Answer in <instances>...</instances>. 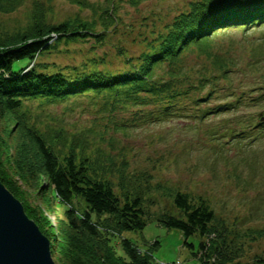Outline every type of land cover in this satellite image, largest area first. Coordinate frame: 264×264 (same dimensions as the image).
<instances>
[{"label": "trees", "instance_id": "trees-1", "mask_svg": "<svg viewBox=\"0 0 264 264\" xmlns=\"http://www.w3.org/2000/svg\"><path fill=\"white\" fill-rule=\"evenodd\" d=\"M21 1L0 0V11L13 12ZM106 1L100 21L77 17L57 23L47 19L52 10L39 2L25 28L0 36V180L49 237L52 256L60 264H156L151 249L142 251L123 234L147 226L151 212L146 189L125 174V167L120 169L118 182L113 181V168L96 165L84 154V147L77 152L74 140L68 146L63 132L45 133L31 124L25 118L23 101L38 97L65 101L94 94L114 108L153 106L142 113L143 119L151 121L232 112L233 125L224 132L217 130L215 139L226 133L223 136L231 140L252 143L264 135V120L259 117L264 109L257 115L238 112L264 105V53L241 62L229 51L224 54L214 40L233 28L248 33L263 26L264 0L191 2L172 22L154 28L153 37L144 36L145 48L139 55L126 57L129 68L119 74L93 69L68 77L62 72H40L34 66L26 70L37 56L51 49L53 33L58 43L93 38L104 45L120 20L117 0ZM26 57L32 61L15 71V61ZM236 77H241L238 84ZM212 98L223 101L201 106ZM166 191L177 213L166 210L156 218L180 230L192 248L195 243L187 238L198 236L199 249L193 254L202 263L264 264L263 257L242 260L245 241L238 230L219 219L205 198L171 188ZM40 199L56 213V226L38 205ZM262 231L250 230L249 236L262 237Z\"/></svg>", "mask_w": 264, "mask_h": 264}, {"label": "rangeland", "instance_id": "rangeland-1", "mask_svg": "<svg viewBox=\"0 0 264 264\" xmlns=\"http://www.w3.org/2000/svg\"><path fill=\"white\" fill-rule=\"evenodd\" d=\"M193 1L197 0H117L118 28L109 33L104 45L93 38L69 42L63 39L59 43L56 40L51 49L36 57L35 65L26 57L16 60L13 68L19 71L31 62L29 66L40 72H62L68 77L93 69L119 74L129 68L126 57L139 55L145 48L144 36L153 37L154 28L172 22ZM39 2L52 10L47 16L52 23L77 17L100 21L101 10L107 5L106 0H22L13 12L0 11V36L25 28ZM235 29L217 36L215 46L222 48L224 54L229 51L236 55L241 62L254 55L263 56L264 27H254L248 33ZM240 78L236 77L234 83H240ZM219 101L223 99L212 98L201 106H213ZM152 107L114 108L106 98L94 94L65 101H47L44 97L23 101L25 118L31 124L45 133L63 132L68 146L74 140L77 152L84 147V154L96 165L113 168V181L118 182L120 169L125 167V174L146 189L151 212L147 226L142 231L123 234L142 251L151 249L156 264H204L193 254L199 249L198 236L187 238L195 243L192 248L185 244L180 230L157 220L166 210L177 213L166 188L205 198L219 219L239 231L245 241L243 261L264 258V236H249L253 229L264 232V135L246 144L223 136L226 133L217 140L214 134L233 125L235 113L205 118L190 114L160 121L143 119L142 113ZM262 109L264 105L245 107L238 113L257 115ZM219 142L227 145L219 146ZM38 205L56 226V213L41 199ZM117 248L124 254L119 244ZM54 260L60 264L57 258Z\"/></svg>", "mask_w": 264, "mask_h": 264}, {"label": "water", "instance_id": "water-1", "mask_svg": "<svg viewBox=\"0 0 264 264\" xmlns=\"http://www.w3.org/2000/svg\"><path fill=\"white\" fill-rule=\"evenodd\" d=\"M0 264H57L51 240L1 180Z\"/></svg>", "mask_w": 264, "mask_h": 264}, {"label": "built area", "instance_id": "built-area-1", "mask_svg": "<svg viewBox=\"0 0 264 264\" xmlns=\"http://www.w3.org/2000/svg\"><path fill=\"white\" fill-rule=\"evenodd\" d=\"M57 37V35L56 34H53V39H55ZM177 264H180V263H177Z\"/></svg>", "mask_w": 264, "mask_h": 264}]
</instances>
